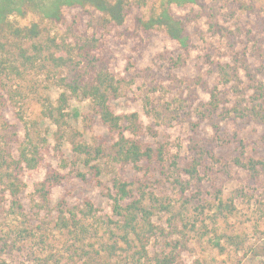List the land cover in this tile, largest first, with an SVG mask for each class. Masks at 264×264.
Returning a JSON list of instances; mask_svg holds the SVG:
<instances>
[{"label": "trees", "instance_id": "obj_1", "mask_svg": "<svg viewBox=\"0 0 264 264\" xmlns=\"http://www.w3.org/2000/svg\"><path fill=\"white\" fill-rule=\"evenodd\" d=\"M200 4L0 0V264H186L182 255L191 239L213 242V236L220 251L222 239L236 245L243 233L236 227L230 235L233 226H228L239 206L250 204L249 191L264 189V85L256 83L264 76V45L227 55L223 63L221 57L213 85L197 77L207 100L189 114L196 120L191 125L194 135L201 124L208 125L212 138H191L185 152L172 156L165 144L150 142L157 131L145 128L137 113L116 114L113 102L121 99L125 83L110 71L105 43L81 28L82 15H88L118 38L159 33L179 51L175 58L160 57L183 69L195 45L189 20L174 8ZM52 88L60 91L55 99ZM73 98L91 102L104 135L87 141L70 129ZM32 106L37 115L24 118ZM10 111L21 134L5 118ZM145 111L157 126L172 120L163 110ZM45 121L56 128L57 144L68 143L70 158L58 146L51 148ZM248 124L256 138L248 140L243 132ZM225 157L253 189L236 188L226 196L216 186ZM125 168L133 178L120 174ZM33 174L41 179L28 193ZM69 179L99 190L109 213L89 199L77 202L69 191L56 196Z\"/></svg>", "mask_w": 264, "mask_h": 264}, {"label": "rangeland", "instance_id": "obj_2", "mask_svg": "<svg viewBox=\"0 0 264 264\" xmlns=\"http://www.w3.org/2000/svg\"><path fill=\"white\" fill-rule=\"evenodd\" d=\"M200 3L194 8H174L177 16L189 20L195 45L183 69H174L169 60L160 57L167 55L175 58L179 55V51L176 44L159 33L127 40L118 38L114 32L107 35L106 31L99 27L97 16L82 15L81 19L82 30L95 35L105 43V48L109 50L110 71L125 83L121 99L113 102L116 114L137 113L145 128L151 126L157 131V137L150 142L165 144L172 156L185 152V147L191 138L197 137L203 140L212 138V131L208 125L201 124L196 135L191 125V122L196 120L189 114L196 110L199 103L207 100V94L203 91V86L198 84L197 77L202 76L213 85L216 83L214 79L216 63L221 57V62H225L227 55L237 52L241 56L244 48L264 45L261 43L262 40L264 41V0H200ZM31 20L20 23L27 25ZM245 52L247 55L250 54L248 50ZM206 73L210 76H206ZM240 78L243 82L247 81L244 73H240ZM256 81L264 85V76L258 75ZM59 92L52 88L49 94L55 99ZM35 108L32 106L27 109L28 113L23 117L36 116L38 110ZM148 109L163 110L167 114H173L172 120L157 126L156 121L146 116L145 110ZM67 112L70 129L80 133L87 141L104 135V130L97 123L89 100L73 98ZM5 118L21 134V124L16 120L13 112L6 113ZM42 125L44 130H48L47 136L51 148L58 146L63 157L70 158L68 143L64 141L59 145L53 139L56 128L47 121ZM242 128H244L243 132L249 133L248 140L257 137L252 132L250 124ZM52 156H55L54 151ZM228 161L229 158L225 157L223 164L226 168L219 175L216 186H222L226 196L236 188L245 191L249 188L253 189V185L246 180L244 173L232 167ZM120 170V174L125 178L134 177L127 168ZM40 179L41 175L35 174L27 179L28 193L32 191V184ZM68 181L56 190V196L60 197L69 191L77 202L89 199L102 213H109L108 202L99 190L79 181L70 179ZM206 189L212 191L209 185ZM248 196L250 204H241L237 218L228 226H233L230 235L234 233L236 227H239L243 233L235 240L236 245H230L222 239L220 244L224 249L220 251L214 248V242L218 240H214L213 236H211L213 242L208 238L200 241L191 239L189 250L182 255L186 264H261L264 261V219H262L264 189L250 190ZM206 201L202 198L201 203L205 204ZM196 204L194 205L197 206Z\"/></svg>", "mask_w": 264, "mask_h": 264}]
</instances>
